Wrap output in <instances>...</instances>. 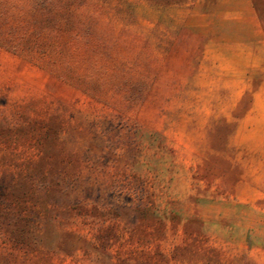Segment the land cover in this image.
I'll return each mask as SVG.
<instances>
[{
	"label": "rangeland",
	"instance_id": "rangeland-1",
	"mask_svg": "<svg viewBox=\"0 0 264 264\" xmlns=\"http://www.w3.org/2000/svg\"><path fill=\"white\" fill-rule=\"evenodd\" d=\"M47 2L0 0V123L15 152L0 165L34 162L39 178L65 157L79 210L113 212L114 256L136 248L123 213L142 203L165 220L147 250L180 241L175 213L229 258L264 264V0ZM52 264L94 263L56 250Z\"/></svg>",
	"mask_w": 264,
	"mask_h": 264
},
{
	"label": "trees",
	"instance_id": "trees-1",
	"mask_svg": "<svg viewBox=\"0 0 264 264\" xmlns=\"http://www.w3.org/2000/svg\"><path fill=\"white\" fill-rule=\"evenodd\" d=\"M52 1L56 0L47 3ZM13 134L9 126L0 123V163L15 153ZM67 162L63 157L46 170H39V178L33 176L34 162L17 170H11L10 164L0 165V264H52L56 250L69 256L80 252L94 264H254L250 261L239 263L212 246L196 216L181 220L175 213L169 220L173 233L180 231V241L167 254L147 250L144 244L150 229L163 237L165 220L157 214L153 204L142 203H136L127 214L123 213L132 216L130 235L138 233L136 248L129 250L121 246L114 256L107 241L110 234L104 225L107 220L104 215L113 212H99L97 220L94 212L87 214L79 210L78 196L66 189L72 181L63 175L60 177L69 170ZM48 175L50 181H47ZM123 214L114 213V217L120 221ZM69 225L87 227L91 235L81 234ZM94 229L97 230L92 231Z\"/></svg>",
	"mask_w": 264,
	"mask_h": 264
}]
</instances>
